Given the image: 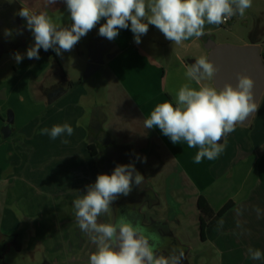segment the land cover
<instances>
[{"label":"rangeland","instance_id":"1","mask_svg":"<svg viewBox=\"0 0 264 264\" xmlns=\"http://www.w3.org/2000/svg\"><path fill=\"white\" fill-rule=\"evenodd\" d=\"M257 1L252 0V6L245 11L243 16H240L237 12L223 24L205 23V35L203 37H214L219 42L241 43L242 40L238 35L246 31V21L249 20L248 11L252 7H255ZM24 3L33 12L46 11L58 27L67 28L66 25H68L71 19L69 11L67 14L66 9H64L66 5L63 3L61 6L59 1L54 5H46L45 0H12L11 3L9 0H0V43L4 44L0 50V101H5L10 97L11 93L13 97H16L18 92L22 90V79L24 80L28 75V72L26 73L24 68L16 70L17 62L12 58V51L16 46V42L7 39L8 35L5 34L6 30H11L12 27V18H10L11 23L8 18L9 11H14L11 13L18 16L21 5H24ZM22 20L26 23L25 19L22 18ZM96 26L99 25L97 24ZM101 38L102 36L99 35V31L93 28L86 36H83L79 40L71 51L62 52L58 56L54 49L50 48L47 51L43 49L42 53L45 54L44 57L32 59L33 69L31 72L35 76L28 81L24 80L26 89L36 91L31 92V94L29 92L31 99L38 100V98L34 97L51 84V82L49 84L48 82L52 80L46 79L50 71L48 69L51 66H56L58 61L61 60L65 68L70 72V75L74 77H77L79 74L83 75V77L87 75L91 76L84 85L87 86L88 81L92 84L91 79L93 77L98 79L95 92L99 96L103 93V100L106 98V101L104 100V102L99 103L96 107L86 104L88 115L96 119L94 122L97 125L95 131L88 130V125L85 126L83 124L86 114H83L81 110H77L80 113L76 112L75 116L70 115L68 119V122L75 123L76 128H73V134L69 136L67 133H64L62 136L56 138L57 141L62 138L60 140L61 145L66 144L65 141L74 135L81 138V124H83L85 133H90L89 141H93L94 144L99 145L96 147L99 155L93 157L86 147L87 144H81L79 147H72L74 152L79 153L72 157L54 158L47 154L42 157H46L49 160L38 162L40 164L39 167L33 166L37 163L34 160L35 156L32 155V160H29L23 167L21 166L16 169L19 170L18 174L23 176L22 179L17 178L18 182L31 181L33 184L40 185L42 189L52 192L64 191L65 193L63 194V198H58L57 195L56 202L57 204L59 203V209L51 211L52 214L48 212L49 208L44 200H39L35 193L27 196L26 204L31 214L36 213L35 218L30 217L26 219V213L24 214L23 210L18 211L15 207L11 206L9 210H12L13 215L9 216V213H7L4 219L1 212L2 208H0V220H9L7 223L10 226L14 225V223L18 225L19 221V223L25 224V229L27 228V223L30 227L27 229L29 233H26L28 236L26 240L27 246L21 248V251L11 248L5 254L6 261L10 264L42 263L44 259L43 255L46 256V253L43 252L44 248H46L45 250L48 252L49 258L54 255V251L58 250V256L52 257L50 259L52 262L50 261L49 264H54L53 261L55 260L64 259L63 253L66 252V249L64 247L62 250L59 248V245H61L60 240L55 244L57 248H53L52 251V246H47V241L42 238V235H46L42 231L45 223L50 228H53V231H55V228L60 229L64 226L66 231L63 234V238H67V234L71 236V240L67 245L68 251L71 253L77 247L87 248L88 252L90 251V257L96 245L91 242L89 235L82 232L79 228L76 222V209L73 202L75 199L81 198L87 192L88 187L95 183L97 176L91 171L92 164L95 160L96 162L100 160V154L103 150L105 152L110 150L114 153L113 150L119 147L129 146L132 147L133 154L136 156L134 159L135 165L138 167L136 171L143 177L145 176L167 207L171 206L174 212L177 211L180 224L176 227V234L185 245L189 246L188 258L192 264H219V252L213 248L209 241L201 238L200 216L204 217L206 227L212 224L208 225L209 220L206 218V215H209L206 214L207 212H202L198 207L197 198L201 194L203 197L208 196L211 202L209 203L210 208L216 211V208L222 205L227 197L235 196L237 188L242 183L241 180L244 181L242 191L248 190L252 184V179L258 172V168L254 164L256 162L262 164V159L258 161L256 155L262 153L263 146L258 148L254 146L255 136L251 133L249 125L237 124L235 131L228 133L225 141L222 143L224 151L214 160L205 158L201 163L197 164L194 162V158L199 151L198 146L189 148L187 143L183 141L173 144L169 137L154 127L151 129L144 128V121L148 116L143 111L148 109L152 111V106L155 108L156 105L165 101L171 102L175 107L176 95L181 87L188 85L193 89L199 90L201 85H207L215 88L212 78L203 80L200 85L194 80H190L186 76L189 65L186 66L183 61L189 56L201 55L202 57H207L208 52L205 48L206 39L203 41L202 37H193L184 41L181 45H176L166 39L163 33L156 27L148 30L146 34L141 36V42L138 44L140 50H143L145 53L147 52L151 60L164 65L166 73L162 84L163 88L167 86L166 90L170 94L165 95V91L162 89L159 95L157 94L158 96L146 100L150 101V106L147 105L143 109H140L136 106L137 104L134 99L123 90L119 80L110 73L107 65L100 66V64L93 62L95 58L101 60L107 59L111 54L116 52L114 48L105 50L101 44ZM34 42V35L31 32V35L27 36L26 42L18 46L17 52L27 53L28 48L32 47ZM109 43L110 41L106 38L105 44L108 46ZM52 61L55 64H51L46 68V62L51 63ZM31 72H29V75L32 74ZM45 94L49 97V92L46 91ZM11 100L16 104L14 98H11ZM80 103H84L83 98H81ZM72 110L74 108L67 107L64 110V116ZM10 111H14L13 108L5 107L0 110V119L2 120L0 135L3 138L2 140H5L7 143V145L4 144L1 151L18 153L21 147V143L18 141L19 138L15 137L14 133L9 138H5L2 135V127L5 124L4 117H7ZM34 111H38V106H32L30 111H28L21 105L18 109V118H21L23 121L24 116L30 113L33 114L32 112ZM40 118L41 113L38 112L30 122L26 123L28 124V133L30 129L33 132L35 125L40 122ZM107 132L109 136H105ZM47 138L48 142L56 140L52 139L50 135ZM108 142L114 145H110ZM68 146L64 145L65 148ZM41 149V152H44L46 147L41 146ZM86 149L87 151L84 152ZM145 157L146 162H142ZM10 168L8 172L15 173L14 166ZM214 172L220 173V176L217 178ZM213 178H216L218 182L213 183L211 186L209 180ZM203 186L206 187L203 189ZM17 189L18 184L16 183ZM3 198L4 195L0 193V207L4 204ZM20 202L24 203V199ZM27 213H29L28 210ZM97 219L98 223H107L110 220V212L102 214ZM84 234H87V241ZM68 258L71 260L75 259V257H65V259ZM60 264H66V262Z\"/></svg>","mask_w":264,"mask_h":264},{"label":"clouds","instance_id":"2","mask_svg":"<svg viewBox=\"0 0 264 264\" xmlns=\"http://www.w3.org/2000/svg\"><path fill=\"white\" fill-rule=\"evenodd\" d=\"M11 3L12 0H9ZM72 24L61 28L53 22L46 11L39 13L22 6L18 15L25 19L26 27L34 35V45L27 50L29 59H39V50L54 49L59 56L71 51L79 40L86 36L102 18L106 23L99 27V35L114 40L119 29L130 27L135 43L141 42L148 26L154 25L166 39L181 45L190 38L205 35L204 26L223 24L237 12L240 16L252 6V0H64ZM57 0H45L54 5ZM11 35V30H6ZM17 63L20 53L14 56ZM216 65L209 57H200L187 69L186 76L198 85L205 79L214 78ZM237 83H225L217 90L201 85L199 90L188 85L180 88L176 95V106L165 101L155 106L144 128L159 127L173 144L186 142L189 148L199 147L194 162L216 159L224 151L220 141L235 131L237 124L257 112L258 100L254 98V80L250 75L237 73ZM73 127L65 122L54 125L51 130L41 129V135L52 139L67 133ZM66 142V141H65ZM142 162H146V157ZM135 173V175H134ZM144 177L136 171L134 164L117 165L109 174H99L87 192L74 200L76 222L82 232L89 235L96 251L89 257V264H182L184 252L169 256L157 255V237L147 233L140 224L121 217L115 223H98V217L110 212V205L120 195L127 196L133 187L141 185ZM151 241V242H150ZM253 260H260L259 249H249Z\"/></svg>","mask_w":264,"mask_h":264},{"label":"crops","instance_id":"3","mask_svg":"<svg viewBox=\"0 0 264 264\" xmlns=\"http://www.w3.org/2000/svg\"><path fill=\"white\" fill-rule=\"evenodd\" d=\"M57 1L60 2L61 6L63 3L65 4L64 0ZM22 6L26 7L25 3L24 5H21V7ZM64 9H66L67 13L68 10L66 6H64ZM248 12L249 20L246 21V31L242 34H239L238 37L242 40L241 43H261L262 52L264 54V0H258L255 4V7H252ZM103 23H106V18H102L100 23H98L99 26H95L94 28L99 31V27ZM71 24L72 20L70 19L66 27H70ZM154 27V25L150 24L148 26V30H151ZM26 32H28V35H31L30 30L27 29L24 33ZM26 38L27 35L25 36V40ZM101 39V44L105 50H108V48H114L116 52H114L115 54H111L107 59L101 60L95 58L93 59V62L95 64H100V66L107 65L110 73L119 80L123 90H125V92L134 99L135 103L137 104L136 106H138L140 109H143L144 106L147 105L150 106V101L146 100L148 98L158 96L162 89L165 91V95L168 93L170 94V92L166 90L167 86L163 88L162 84L166 73L164 65L151 60L147 52L145 53L143 50H140L138 44L135 43V37L130 27V21L129 27L127 29H119V34L117 37L113 41H110V47L109 45L107 46L105 44V37H102ZM205 39L206 38L202 36V40L204 41ZM18 46L19 45H16L12 51V58H14L15 54L17 53ZM42 52L43 48L39 50V58L45 56V54ZM20 54L23 58L19 63H16V70L24 68L26 73L28 72V75L24 80L28 81L35 76H33V73L31 72L33 69L32 59L29 60L27 58V53L25 52ZM183 61L187 66L188 64L186 63L185 59ZM51 64L54 65L55 62H46V68ZM48 70L50 71L46 76V79L48 78L52 81L48 82V84L50 82L51 84L48 87L46 86L44 91L39 92L38 95L34 97L38 98V100L30 98L31 92L36 91L26 89L24 80L22 79V90L18 92V95L13 97V94L11 93L10 97L5 101H0V110L1 108L5 107L13 108L14 111H11V113L13 114V125L15 128H13L11 135L14 133V136L19 138L18 141L21 143L20 152L18 153L3 152L1 149L3 148L4 144L7 145V143L5 140H2L3 138L0 135V189H2L0 190V193L4 195V204L0 208H2L1 212L4 219L7 213H9V216L13 215L12 210H9L11 206L15 207L18 211L23 210L24 214L26 213V219L30 217L35 218L34 216L36 213L34 212L31 214V211L28 209L26 204L27 196H29L31 193H35L39 200H44L50 210H48V212L51 214L53 211L59 209V203L57 204L56 202L57 195L58 198H63V194L65 193L64 191L52 192L47 189H42L40 185L33 184L31 181L24 183L17 181V178L22 179L23 176L18 174L19 170L16 169L20 168L21 166L23 167L29 160H32V155L35 156L34 160L37 163L33 166L40 167L38 162L49 160L48 158L42 156L48 154L54 158L72 157L79 154L74 152L72 147H79L81 144L85 145L90 142L94 143L93 141H89L90 133H85L86 131L83 130V124L85 126L88 125V130L91 129L92 131H95V128L97 127V125L94 124L96 119H93L90 117V115H88L87 105L96 107L99 103L104 102V100L106 101V98L103 100V93H101L99 96L95 92V86L99 80L93 77L91 79L92 84L88 81V85H84L87 79L91 76L87 75L83 77V75L79 74L77 77H74L73 75H70V72L65 68L61 60L58 61L56 66L49 67ZM29 72L32 74L29 75ZM78 79H80V82L77 85H71V82H74ZM57 84L60 86V89H63L64 91L56 98L48 101L45 92H49L54 87L58 86ZM11 98L15 99L16 104L13 103ZM81 98L84 100L83 104L80 103ZM63 101L65 102L63 103ZM21 105H23L28 111H30L32 106H38V111H34L32 112L33 114L30 113L27 116H24L22 121L21 118H18V109ZM67 107L74 108V110L64 116V110ZM152 108L154 110L153 106ZM77 110H81L83 114H86V118L83 121V124H81V138L74 135L66 141V144L64 143L61 145L60 140L62 138L59 141L56 139L54 142H48V134L41 135V129L48 128L51 130L54 125H63L65 122L70 124L73 128H76L75 123L68 122V119L70 118V115L75 116L76 112H78ZM152 111L151 109H148L143 111V113L150 117ZM38 112L41 113L40 122L35 125L33 132H31L30 129V132L28 133V124L26 123L30 122ZM1 121L2 120L0 119V126ZM251 123L252 126L249 125V127L251 133H253L255 136L254 146L256 148L263 146L262 153L256 155L258 161H261L262 159V164L257 162L254 164V166L258 168V172L257 175L252 179V184L249 189L244 192L242 191L244 181L241 180L242 183L240 184L239 188H237L235 196H229L224 201V203H226L228 200H232L234 204L215 223L206 227L204 230L205 240L209 241L213 248L219 252V264H264V92L259 103V108L257 112L254 113ZM154 128L161 132L159 127ZM20 129L26 131H21ZM108 134L109 133L107 132V136ZM64 145L69 146L65 148ZM41 146L46 147L44 152H41ZM85 151H87V149L84 150V152ZM11 166H14L13 169L14 171L16 170L15 173L8 172L10 171ZM214 174H216L215 176H217V178L220 176V173L217 174L214 172ZM209 182L212 186L213 183H217L218 181L216 178H213L210 179ZM16 183L18 184L17 190ZM205 187L206 186H203V189ZM26 193L28 194L26 195ZM204 198L207 200L208 204L211 203L208 196H205ZM23 199L24 203L20 202ZM224 203H222V205ZM222 205L217 207L216 211ZM27 210L29 213H27ZM4 219L0 220V226L4 230L8 231L14 228L16 223L10 226L7 223L9 220ZM42 231L46 233V235H42V238L47 241V246H52V251L53 248H57L55 244H57L59 240L61 241V245L58 244L59 248H61V250L63 247L66 249V252L63 253L64 259L55 260L53 261L54 264L65 262L66 264H89L90 251L88 252L87 248L77 247V249L71 251L73 254L71 256V253L67 249V245L71 240V236L67 234V238H63V234L66 231L64 226L60 229L55 228V231H53V228H50L49 225L45 223ZM84 237L87 241V234H84ZM250 248L253 250L259 249L262 253V258L260 260H253L249 255ZM45 249L46 248H44L43 252L46 253V258L52 262L50 259L52 257L58 256V250L54 251V255L52 257L50 256L49 258L48 252H46ZM65 257H75V259H65Z\"/></svg>","mask_w":264,"mask_h":264},{"label":"water","instance_id":"4","mask_svg":"<svg viewBox=\"0 0 264 264\" xmlns=\"http://www.w3.org/2000/svg\"><path fill=\"white\" fill-rule=\"evenodd\" d=\"M205 48L208 52L207 57H209L217 67L214 78H212L215 88L219 90L225 83H232L235 86L238 79L237 73H244L253 78L254 98L260 103L264 92V54L262 52V44L258 42H219L213 37H208L205 41ZM198 58H200V56H189L186 57L185 61L189 67H191L192 63ZM63 91V89H60L58 94H49L48 101L56 98ZM253 116L254 114L249 116L248 119L243 122L244 124L241 125H249ZM12 122L13 114L9 113L7 121L2 127V135L4 137H9L11 135L13 131ZM225 138L226 135L220 141L221 144L225 141ZM151 197L155 199L156 203L160 200L157 193L151 187H146L144 183L139 186L133 183L132 191L127 196H118L110 205L112 212L111 223H115L123 217L133 224L138 223L143 226L146 230V234L151 233L157 237L156 254L158 256H169L174 253L178 254L181 250L186 256L188 246L185 245L173 231L165 233L154 221H150V223L145 221L146 214L143 210V205L147 203Z\"/></svg>","mask_w":264,"mask_h":264},{"label":"flooded vegetation","instance_id":"5","mask_svg":"<svg viewBox=\"0 0 264 264\" xmlns=\"http://www.w3.org/2000/svg\"><path fill=\"white\" fill-rule=\"evenodd\" d=\"M11 12H14V11H9L10 14L8 15V18H9L10 23L12 20V27H11L12 34L8 35L7 39H11L12 41H15L16 45L20 46L23 42L24 43L26 42L25 36L26 35L28 36L27 34L28 32L24 33L25 30H27L26 23H24V21L19 15L15 16L14 13H11ZM10 18L12 19L10 20ZM3 46L4 44L0 43V50L2 49ZM59 91H60V86L58 85L54 87L52 90H50L49 94L53 95ZM9 113H11V111ZM4 121L6 123L7 117H4ZM12 125H13V122H12ZM13 128H14V125H13ZM105 136H107V133L105 134ZM108 144L114 145L110 142H108ZM94 145L97 147L98 144H94ZM119 146H122V145H119ZM117 149H120V150H117ZM117 149L113 150L114 153H112L110 150L107 152L103 150V152L100 154V160H97V162L95 160V162H93L92 172L96 176H98L99 174H109L110 175L114 171L115 167L120 164H134L135 169L138 168L134 162V159L136 158V156L133 154L132 147L125 146L123 148L119 147ZM91 154L93 157H95V155H99L97 149L94 154L93 153ZM142 183H144L146 187H151L153 189L150 182L145 178V176H144V180ZM156 193L160 199L158 203H156L155 199L151 197L150 200L143 205V210L146 214L145 221H147L148 223H150V221H154L155 223L159 225L160 229L163 232L167 233L169 231H173L176 234V227L180 224L177 211L174 212L171 206L167 207L164 204L163 200L160 198L158 192ZM111 219H112V212L110 209V220H108L107 223H111ZM199 226H200V231H201L200 221H199ZM28 228H30L28 223H27V228L25 229V224L19 223V221H18V225H16L14 228L8 231L4 230L0 226V263L10 264L9 262L6 261L5 254H7V252L11 248L21 251V248H24V246H27L26 240L28 236L26 233H29L27 231ZM188 252H189V246H188V251L186 253V256L184 255L185 257L183 258L182 264H192V262L188 258ZM43 258L44 259L42 263L35 262L32 264H49L50 263V261L48 260V258H46V256L43 255ZM23 264H31V263H23Z\"/></svg>","mask_w":264,"mask_h":264},{"label":"trees","instance_id":"6","mask_svg":"<svg viewBox=\"0 0 264 264\" xmlns=\"http://www.w3.org/2000/svg\"><path fill=\"white\" fill-rule=\"evenodd\" d=\"M79 82H80V79L75 80L74 82H71V85H77ZM249 125L252 126V123L250 122ZM87 149L89 150L90 153L94 154L96 152V146L91 142L87 144ZM197 204H198V207L202 210V212H207L206 214L209 215V216L206 215V218L209 220L208 225H210V224L215 223L234 204V202L232 200H228L217 211H213L210 208L207 200L203 196L199 195L197 198ZM204 220H205L204 217L201 215L200 216V224H201L200 235L203 240L205 239L204 227H206Z\"/></svg>","mask_w":264,"mask_h":264},{"label":"built area","instance_id":"7","mask_svg":"<svg viewBox=\"0 0 264 264\" xmlns=\"http://www.w3.org/2000/svg\"><path fill=\"white\" fill-rule=\"evenodd\" d=\"M228 19H229V18H228ZM228 19H227V20H228Z\"/></svg>","mask_w":264,"mask_h":264}]
</instances>
